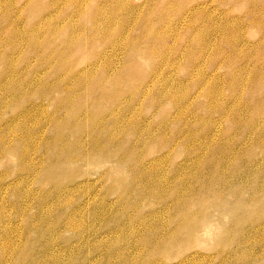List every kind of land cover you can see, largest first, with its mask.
<instances>
[{
	"label": "rangeland",
	"instance_id": "rangeland-1",
	"mask_svg": "<svg viewBox=\"0 0 264 264\" xmlns=\"http://www.w3.org/2000/svg\"><path fill=\"white\" fill-rule=\"evenodd\" d=\"M0 264H264V0H0Z\"/></svg>",
	"mask_w": 264,
	"mask_h": 264
}]
</instances>
